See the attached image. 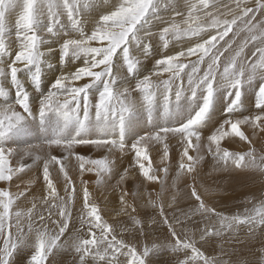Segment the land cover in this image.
<instances>
[{
	"label": "snow or ice",
	"instance_id": "1",
	"mask_svg": "<svg viewBox=\"0 0 264 264\" xmlns=\"http://www.w3.org/2000/svg\"><path fill=\"white\" fill-rule=\"evenodd\" d=\"M218 5L219 0H184L183 5L178 0H0V143L27 134L34 112L39 113L42 123L54 122L42 145L29 146L23 152L33 163L43 160L44 194L33 197L30 207L18 203L31 195L29 187L19 190L17 185L18 190L12 191L11 186L13 177L31 165L20 163L12 168L8 157L16 150L0 146V264H17V257L29 252L24 264H50L54 250L65 249L61 237L73 222L78 193L77 181L67 167L71 156L79 162L82 196L80 228L70 237L78 256L74 264H150L149 257L163 248L183 255L177 264H229L206 255L197 247L193 234L178 230V226L195 217H214L215 224L205 223L199 231L203 244L241 226H247L249 234L264 229V200L242 214L227 216L205 202L195 183L194 174L203 160L199 155L202 134L212 123L221 97H227L224 118L207 136V152L221 170L257 173L264 178V153L251 146L252 140L241 127L264 134V0H234V6L225 5L226 12H221ZM17 11L12 24L10 17ZM167 12L173 15L165 18L162 13ZM154 27L158 32L152 31ZM13 28L15 41L11 39ZM241 33L244 36L238 40ZM182 40L191 42V46L174 54L159 52L156 70L140 73L141 57L152 55L157 45L168 50L172 41ZM53 57L60 69L50 63ZM117 62L126 67L124 75L114 72ZM45 69L59 70L60 74L42 91ZM129 78L135 80L134 86L126 83ZM257 81L255 114L243 115L247 87ZM133 93L139 94V102L132 99ZM158 95L163 98L165 115L170 120L179 115L180 120L174 127H161L129 144L126 137L138 104L151 113L157 107ZM184 112L186 115H182ZM93 128L97 131L92 132ZM170 134L179 136L183 144L171 188L177 189L182 177H193V183L187 185L192 205L187 210L177 209L171 217L162 202L168 191ZM226 137H238L250 147L247 151H230L221 146ZM153 142L163 143L162 167L158 169H153L148 154V145ZM79 145L105 149L108 155L101 159L79 155L75 152ZM43 148L62 149L64 155L49 151L42 156L39 151ZM125 149L134 153V167L143 180L161 185L155 198L147 193L145 207L156 210L167 226V244L144 245L141 250L118 239L116 229L102 218L100 206L83 179L85 172H94L97 184L107 183L108 177L117 174L110 156ZM52 166L63 177L60 188L50 172ZM128 178L125 169L119 174L117 186ZM177 195L178 190L172 194L168 208L177 204ZM128 196L129 192L122 189L121 211L129 214L134 229L142 231L145 223L137 208L128 203ZM132 196L137 197L138 192ZM85 229L88 238L81 235Z\"/></svg>",
	"mask_w": 264,
	"mask_h": 264
},
{
	"label": "rangeland",
	"instance_id": "2",
	"mask_svg": "<svg viewBox=\"0 0 264 264\" xmlns=\"http://www.w3.org/2000/svg\"><path fill=\"white\" fill-rule=\"evenodd\" d=\"M178 3L183 5L184 0H178ZM225 5L234 6V0H219L218 6L221 12L227 11V7H225ZM162 15H164L165 18H168L173 14L167 12L162 13ZM17 17L18 11L17 13L12 14L10 17V22L14 24ZM152 31L158 32V27L152 28ZM229 35L231 36L232 34L230 33ZM243 36L244 33H241L240 37L237 39L240 40L243 38ZM11 39L15 41V28L12 29ZM51 46L53 48H58L57 43H52ZM189 46H191V42L187 40L172 41L168 50H164L159 45H157L156 50L152 53V55L148 56L147 58L141 57L140 73L142 75H147L156 70L155 59L159 58V52L168 51V54H174L175 52ZM251 50L252 48L250 45L248 51L250 52ZM134 55H139V53H134ZM47 58L48 57H46V59ZM192 59H194V57ZM50 63H57L54 57L51 58ZM75 63L79 64V62ZM64 67L68 68L69 71L72 70L71 67L67 65ZM117 68L120 70H117ZM58 71H44V75L42 76V91H46L50 87V83L55 78V76H57L56 73L60 74ZM117 71L120 75H124L126 73V67L122 68L120 66V62H117L114 72ZM164 78H167V74H165ZM153 79H155V77H153ZM126 83L130 86H134L135 80L129 78ZM258 83V81L254 82L252 86L247 87L244 97V108L242 110L243 115L255 114L256 110L254 108V94ZM119 84L120 82L118 81V85ZM27 86L28 85L26 84V87ZM132 99L139 102V94L133 93ZM226 103L227 97L218 98L216 110L212 116V123L207 129L204 130L202 134L201 150L203 151H200L199 155L202 154L204 159L198 164L197 172L194 174V177L198 190L200 191L205 202L209 206L215 207L218 212H221L227 216H233L237 213H244L246 209H252L255 204H258L261 200H264V178H262L257 173H248L247 175H250L251 178L250 181L247 180L246 183L241 181L242 177L239 175L238 176L240 178L236 177V179H229V175H232L233 173L242 174L243 172H237L232 169L227 171L221 170L216 164V161L211 153L207 152V136L210 135L211 132L222 122L224 118L223 109ZM182 115H186V112L182 113ZM180 118L181 117L179 115H175L170 120L168 116L165 115L163 98L162 96L158 95L157 107L153 109L151 113H149L144 108H140L138 104V111L134 117V122L129 126L126 139L130 144L138 136L145 135L147 133H154L161 127H174L177 125V122L180 120ZM53 127V121H50L48 124H44L40 120L39 113L34 112L33 115L29 117V130L27 134L13 136L9 138L8 142L0 143V146L16 150L13 155L8 157L10 166L12 168L18 167L20 163L31 165L30 169H25L23 173L17 174L19 178L14 176L12 181V191L18 190L16 187L17 185L20 186L19 190H23V188L27 185L29 187V191L31 192V195H29L27 199H22L20 202H18L20 203L21 207H30L33 197H41L45 190L42 181L43 160L33 163V159L31 157L24 156L23 152L29 146L42 145L45 137L51 134ZM241 127L246 135H249V138L252 140L251 146L255 147L258 153H264V134H261L258 131L253 133L252 129L248 126ZM91 131L96 132L97 129L93 128ZM167 143L169 145V157L167 160V167L169 168V178L167 185L168 191L162 197V202L165 204L166 214L171 217L177 209L187 210L192 205V200L189 197L187 185L193 183V177H182L181 181L177 184V189L174 190L171 188L172 179L176 175L183 144L179 136L171 134L168 136ZM221 146L234 152L247 151L250 147L247 142L241 141L238 137H226ZM49 151H51L52 155H64L62 149L56 148L51 150L43 148L39 151V154L42 156H47ZM75 152L79 155L91 157L92 159H101L108 155L105 149H98L95 146L90 145H79L76 147ZM148 154L151 158L153 169L162 167L161 156L163 155V143L153 142L149 144ZM191 154L195 155L196 153L192 152ZM110 159L114 161V172L117 174L113 175L112 177H108L107 183L103 185L97 184L96 174L94 172H85L83 175V179L88 182V188L92 198L100 206L102 218L113 225V227L116 229L118 239H124L126 242H131L135 244L138 249L142 250L144 245L151 247L153 244L169 243L170 241L168 239L167 226L160 221L156 210L152 209L151 207H145L147 203V193H152L153 198H155V194L161 191V185L143 180L138 169L134 167V153L129 149H125V151L122 153L119 151H114L110 156ZM208 159L212 161L208 162ZM67 167L69 174L72 175L77 181L78 189L77 197L73 206V222L70 224L68 232H66L65 235L61 237V243L65 244V249L59 252L54 250V255L49 257L50 264H74V262L78 260L77 254L71 247L72 240L70 239V237L76 233V230L80 228L78 217L82 208V196L79 191V162L76 160L75 156L69 157L67 161ZM208 167L209 169L212 167L211 170L219 171L218 174H209ZM125 169H128L129 178L123 185L118 187L117 181L119 180V174H123ZM50 172L52 173L54 182L57 183V187L60 188L63 177L62 175L58 174V168L56 166H52L50 167ZM159 174L163 175V173ZM252 174H255L256 176ZM218 179H220V182ZM243 180L245 182L244 177ZM29 181H34V183L29 185ZM122 189L129 192V196L127 197L128 203L137 208V214L139 215L140 220L145 223L142 231H137L134 229L130 222L129 214L121 211L123 206L119 201V196L121 195ZM177 190V204L173 208H168V203L171 201V196ZM133 192H138V196L134 198L132 196ZM61 194L63 193L61 192ZM153 221H155V223H153ZM205 223L215 224L216 220L214 217L210 218V220H204L201 217H195L191 222L182 226H178V230L182 228L193 234L195 240L197 241V247H200L201 250L204 251L208 256L220 257L224 261H228L229 264H264V229L258 228L255 231V234H249L248 227L241 226L236 232H225L222 234V236L215 237L207 244H203L199 240V231L204 227ZM97 234L99 235V232H97ZM81 235H83L85 238H88L86 229L81 233ZM221 246L223 247V252H221ZM241 246H253L254 250H250L248 253H243L244 249H242ZM237 247L241 249L242 253H235V249ZM28 255H30V252L17 257V264H24ZM178 259H183V255L175 253L169 248H163L158 253H155L149 257L150 264H177Z\"/></svg>",
	"mask_w": 264,
	"mask_h": 264
},
{
	"label": "bare ground",
	"instance_id": "3",
	"mask_svg": "<svg viewBox=\"0 0 264 264\" xmlns=\"http://www.w3.org/2000/svg\"><path fill=\"white\" fill-rule=\"evenodd\" d=\"M55 60H56V59H55ZM53 61H54V60H53ZM53 65L55 66V69H57V68L60 69V68H61V65L59 66L57 63H56V64H53ZM69 67H70V66H69ZM65 68H66V67H65ZM67 69H68V68H67ZM69 69H70V68H69ZM46 70H47V69H46ZM46 70H45V71H46ZM117 70H120V69L117 68ZM52 71H53V70H52ZM57 71H58V70H57ZM57 71H56V72H57ZM58 72H59V71H58ZM54 75H55V74H54ZM56 75H59V74L56 73ZM248 136H249V135H248ZM202 151H203V150H201V152H202ZM199 154H200V153H199ZM201 156L203 157L202 154H201ZM203 159H204V158H203ZM205 159H206V158H205ZM211 161H212V160L208 159V162H211ZM203 162H204V161H203ZM205 162H206V161H205ZM200 166H201V164H200ZM211 168H212V167H210V169H209V167H208V169H209V174H214V173L218 174L219 171L211 170ZM247 174H248V173H242V174H234V173H233L232 175H229V179H230V178H232V179L235 178V179H236V177L241 176V177H242L241 181H242L243 183H246V181H247V180L250 181V178H251V176H250V175H247ZM238 175H239V176H238ZM252 175H255V174H252ZM255 176H256V175H255ZM214 177H215V176H214ZM243 177L245 178V182H244V180H243ZM216 178H217V177H216ZM239 178H240V177H239ZM218 180H219V182H220V179H218ZM253 180H255V179H253ZM253 180H252V181H253ZM256 180H257V179H256ZM247 184H250V183H247ZM259 189H260V188H259ZM257 190H258V189H257ZM262 191H263V190H262ZM254 192H255V191H254ZM254 192H253V193H254ZM257 192H258V191H257ZM248 195H249V194H248ZM251 195H252V194H251ZM252 196H253V195H252ZM243 197H244V196H243ZM249 197H250V196H249ZM249 200H250V199H249ZM234 201H235V200H234ZM226 240H227V239H226ZM223 242H224V241H223ZM225 243H226V242H225ZM222 245H223V244H222ZM231 246H232V245H231ZM211 248H212V247H211ZM228 248H229V247H228ZM241 248L244 249V252H243V253H246V252L248 253L250 250H254L253 246H251V247H248V246H247V247H242V246H241ZM230 249H231V248H230ZM230 249H229V250H230ZM233 249H234V248H233ZM233 249H232V250H233ZM208 250H209V249H208ZM232 250H231V251H232ZM233 251H234V250H233ZM239 251H240V252H239ZM207 252H208V251H207ZM235 253H242V251H241V249H240L239 247H237V248L235 249ZM251 254H252V253H251ZM236 255H237V254H236ZM237 256H238V255H237ZM235 257H236V256H235Z\"/></svg>",
	"mask_w": 264,
	"mask_h": 264
}]
</instances>
